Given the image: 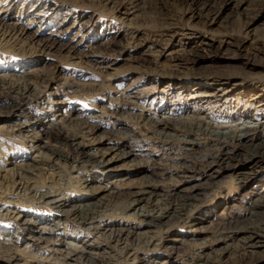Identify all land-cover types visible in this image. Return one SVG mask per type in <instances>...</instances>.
Returning <instances> with one entry per match:
<instances>
[{"label":"rangeland","instance_id":"obj_1","mask_svg":"<svg viewBox=\"0 0 264 264\" xmlns=\"http://www.w3.org/2000/svg\"><path fill=\"white\" fill-rule=\"evenodd\" d=\"M0 18L1 34L20 36L0 43V238H17L14 249L0 245V264H264V238L247 248L243 232L264 237V204L253 221L246 212L264 191V161L246 165L252 175L243 185L204 187L195 205L192 195L159 194L141 214L127 209L126 195L145 174H162L156 190L172 184L167 159L181 146L152 135L163 127L156 121L173 134L186 122L229 132L241 120H264V0H0ZM125 129L137 143L117 134ZM111 147L107 159H118L108 167L84 161L85 152ZM121 150L134 161L119 160ZM212 152L201 145L185 161L202 183L225 163L208 167ZM90 187L101 193L87 194ZM61 198L100 203L99 228L57 213L50 201ZM232 205L238 215L229 223ZM164 211L158 227L145 225L143 216ZM44 221L59 229L41 232ZM114 227L133 235L120 243L101 236ZM38 232L46 239L30 245ZM69 244L91 248L92 262L64 259ZM121 249L136 260L116 259Z\"/></svg>","mask_w":264,"mask_h":264},{"label":"bare ground","instance_id":"obj_2","mask_svg":"<svg viewBox=\"0 0 264 264\" xmlns=\"http://www.w3.org/2000/svg\"><path fill=\"white\" fill-rule=\"evenodd\" d=\"M0 21H1V18H0ZM12 27H13V29H11V31L15 32L17 27L15 25H13ZM19 34L22 35V32H19ZM19 37L20 36H18V34L16 36H11V37L7 36L4 33L1 34V29H0V43H3L4 41H11L12 38H13L12 40H15V39L19 40ZM6 39H8V40H6ZM30 48H32V46H30ZM62 120L64 121L65 118L62 117ZM239 121H240V119H239ZM80 122L81 121L78 120L77 125ZM155 123L156 124H154V125H156V126L162 125L163 127H159V129L156 130L154 132V134H152V135H157V137L161 140V143L171 144L172 147L175 145H180L181 147H180V150L177 151L176 157L167 159L170 162L171 171H173V173H175V174L170 175L169 179L172 182V184L166 191H164V190L159 191V190H156L154 188L155 182L156 183L158 182V180H156V177L161 178L162 174L161 173H151L149 175H147V174L143 175L142 181L139 184H137V186H135L134 190L127 192L126 195L132 197V201L130 202V204L129 203L127 204L128 205L127 209L138 207L136 210H138V212L141 214L146 213L145 211H143L144 210L143 208H144V206L146 207L149 205L150 198L157 196L159 194L175 193V195H179V198L180 197L181 198L190 197L189 195H192L195 200H193V197H192V199L190 198V200L193 201L192 204L194 203V205H195L197 202H199L201 200V197L203 195L202 193L204 192L203 191L204 187H206L208 185H213L214 188H216L215 192L224 187V185L226 184V182H224V180H226V179H228L231 183H235L233 185H238V186L243 185L245 183V181L248 178H250L252 175L251 171L247 172L245 170L246 165L254 166L256 163L264 161V120H262V121L261 120L258 121L257 119L241 120V122L236 123L240 127H238L237 125L228 126L227 128H229L228 129L229 132L214 131L210 127H205L202 130L201 126H200L201 122H197L194 124L190 123V122H186L184 124V126H182V127H178L176 124V126H174V128L172 130L173 134L170 132H167V123L161 124L160 122H157V121ZM51 125L53 126V124H51ZM91 127H92L91 128L92 133H95L100 128V126L98 124H95V125L92 124ZM127 130L128 129H125L126 132L119 131V133L117 132V134H119L120 137L123 139H129L130 143H137V140L132 136L133 134L129 135ZM176 134L183 135V136H185L184 138H186V139H179L176 136ZM81 137L86 138L84 133L81 134ZM147 138H150V137L147 136ZM200 140H202V141L206 140L208 142L211 141V143L208 146H206V144L201 143ZM201 145L204 147H207V149L209 147L211 151L215 152V155L212 152L215 157L210 158V159H208V161H206L208 167L213 168V166H216L220 162V161L218 162V159H221V157H223L221 160H223L225 162L224 164L220 163L221 166L217 167L218 171L212 173L211 177H207V179H205V183H202V181H204V180L199 181L197 176L195 175L198 172V170L196 169V165H194V163L185 164L186 159L188 157L190 158L192 151L200 150ZM219 145H220V147H219ZM77 147H80V145H78ZM172 147H171V149H173ZM215 147L219 148L220 154L215 149ZM41 149L43 150V149H45V147H41ZM247 149H251V152H247L246 151ZM42 150L39 152L40 154H43ZM100 150H103L104 152L100 153L99 155H95V154H91V153L88 154L85 152L84 153V156H85L84 161L85 162H92V163L94 162L97 165L108 167V165H110L112 162H114L118 159V158L116 160L115 159H107L108 153L116 150L115 147L100 148ZM121 151H122V153L121 154L119 153L120 155H118L120 157L119 160H124V159H128V158L132 157L131 160L134 161V159H135L134 155H131L128 151L127 152L126 151L124 152L123 150H121ZM53 152L52 153L50 152L51 153L50 156H53V155L56 156V153H53ZM201 153H205V152L201 151ZM43 155H45V154H43ZM44 157H46V156H44ZM47 159L48 158H46V160ZM68 159H70L73 163L78 162L76 160L77 157H75V158L70 157ZM141 161H143V160L136 162L135 164H133V166L134 167H140L142 165ZM144 161H146V160H144ZM143 163L147 164L148 162L146 161ZM200 163H202V162H200ZM18 167H21L20 170H25V169H30L33 166L22 164ZM16 169H17V167H16ZM175 177L177 179L179 178V180H176ZM125 180L126 179L122 178L118 182L122 183ZM87 181L91 182V180L80 181L82 184L84 183L82 185V187H85V184L87 183ZM192 181L194 182V184L188 185ZM210 182H212V183H210ZM122 185L123 186H129V184H124V183H122ZM117 186H120V185L118 184ZM86 193L89 195H92L93 197L96 198L98 196V194L101 193V189H99L97 187H93V188L90 187L88 190H86ZM110 193H112V192H110ZM84 201H85L84 203L76 204L73 206H69L68 200H65L64 198L63 199L61 198L60 200H54L53 199L50 202L52 203L53 208L57 213H61L62 215L70 216L71 218H73V220H76V219L81 220L82 224L85 223L83 226H86V227L88 226V228H86L88 230L89 229L95 230L96 228L98 229L100 225H98L99 221H96V219H97V217H102V215H105L106 210H105V208H102V205L100 203H88L89 200L88 201L84 200ZM183 202H185V201H183ZM263 204H264V191L256 194V199L254 200V202L246 208V212H247V216H248L247 221L255 220L254 218L258 214L259 207H262ZM139 205H141V206H139ZM189 206H190V204H189ZM234 207L235 206H233V205L231 208L229 207L232 211L229 223H231L232 220L237 218V215H238L236 212H234V210H235ZM123 211H124L123 213L127 212L126 209ZM165 213H167V211L161 212L157 215L143 216L144 223H146L145 225L150 226V227H154V228L158 227L156 222H158V223L161 222V219L163 218ZM175 219L177 221H183L184 217H182V215H180L178 213V215L175 216ZM22 221H23V223H26V222L31 223L30 219H28V220L24 219ZM39 222L41 223L42 221H39ZM33 223H36V222L32 221V224ZM43 223H47V224L50 223V224L48 227H44V226L40 227L41 228L40 231L43 228H44V230H42V231H45V232H48V231L53 232V231L59 229V228H57V223L55 225L52 224L50 221L49 222L44 221ZM106 223H108L109 225L115 224L113 222L111 223L110 221H108ZM106 223L104 225H106ZM165 227L169 228L170 224L165 225ZM240 228L243 229L244 227H240ZM237 230H239V228H237ZM106 232H107V234H106ZM243 232H245L248 235L246 240L244 241L246 244L244 246H247V248L257 247L255 245V243L258 242L257 240L259 238H264L263 236H260L258 231L254 230L252 228H248L247 230H244ZM41 234L42 233L38 232V234H36V235L35 234L29 235L28 241H30V245H31V243L33 244V243H37V242L39 243V242L44 241L46 239V237H42ZM6 235L7 234H5V236ZM130 235H133V233L128 231V229L127 230L116 229L115 227L114 228H108L105 231V233H101V236L106 238L107 241L108 240L110 241L111 239H115L118 241V243H120L121 241L126 242L128 240V238L130 237ZM16 240H17V238L13 237V235H10L9 237L8 236L7 237H1L0 238V245L7 246L8 248L14 249V248H16V246H15V244L17 243ZM226 241H227L226 238H223V237L217 240V242H226ZM30 245H28V246H30ZM156 245H158V244H156ZM26 252H28V250ZM92 252H93V250L91 248L86 247L85 245L83 247H79L77 245L72 246L69 244L67 246L66 253L63 256H64V259L75 258L76 262H79V261L87 262L89 260H90V262H92ZM258 253H260V252H258ZM118 255L119 256L116 259L121 260L120 256L123 255L125 260H130L132 257H133V260H136V258H134L135 257L134 254H131L130 252L125 251L124 249H121L120 253ZM139 263L143 264V262H141L140 260H139ZM153 263L160 264L157 261H155Z\"/></svg>","mask_w":264,"mask_h":264}]
</instances>
